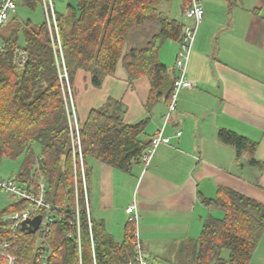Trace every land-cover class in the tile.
<instances>
[{"label": "trees", "instance_id": "16d2710c", "mask_svg": "<svg viewBox=\"0 0 264 264\" xmlns=\"http://www.w3.org/2000/svg\"><path fill=\"white\" fill-rule=\"evenodd\" d=\"M163 1L77 0L76 5L68 3L64 12L57 11L55 3L60 47L49 27L43 0H17L18 6L34 9L41 4L45 13L43 22L22 21L14 14L1 29L5 48L0 51V165L5 156L15 160L22 156L19 172L12 173V177L29 185L37 183L42 175L47 201L61 207V215L53 225L49 264H129L134 254L136 237L132 221L125 228L123 240L117 241L92 218L93 255L82 168L78 151L75 153L73 148L72 113L60 77L61 59L63 55L72 89L79 70L90 71L92 85L99 88L106 76L113 75L123 62L130 80L149 77L148 109L161 97L169 103L174 80L170 81L159 50L166 40H180L185 23L164 17ZM189 2L184 0V10ZM154 22L160 25V30L144 46L130 48L132 31ZM16 48L27 54L23 65L15 60ZM126 110L122 100L108 98L101 106L92 108L80 125L87 192L90 159L129 171L134 163L143 162V154L152 145V139L144 137L148 119L127 123ZM218 138L234 146L238 158L253 153L258 146L229 129H220ZM36 144L39 153L35 152ZM251 162L259 164L254 158ZM77 201L80 250L77 227L72 224ZM204 202L223 208L225 215L210 216L205 221L195 264H249L264 233V204L230 187H220L216 197L205 198ZM29 205L21 201L0 212V241L10 234L4 216ZM68 231L73 236L67 237ZM39 238V232L18 231L16 244L21 264H31ZM225 250L228 257L224 256Z\"/></svg>", "mask_w": 264, "mask_h": 264}, {"label": "crops", "instance_id": "0c3cea01", "mask_svg": "<svg viewBox=\"0 0 264 264\" xmlns=\"http://www.w3.org/2000/svg\"><path fill=\"white\" fill-rule=\"evenodd\" d=\"M200 1L205 18L187 70L196 86L179 93L164 132L170 143L159 145L147 165L136 162L129 171L89 160L92 218L104 232L122 241L130 221L126 208L136 202L144 254L153 264H195L205 221L225 215L223 208L204 202L216 197L220 187H230L264 204V0L252 1L244 7L247 12L241 13V0H227L226 6L219 4L218 11L217 0ZM183 2H162V15L185 23ZM68 3L76 5L77 1ZM159 30L155 22L133 30L130 48L144 46ZM179 47V40L169 39L159 50L170 81L178 74ZM91 80V72L81 69L73 84L80 125L92 108L108 98L125 103L127 123L148 119L146 139L151 140L164 124L165 98L147 107L148 76L130 80L120 62L101 87H94ZM223 128L257 142L256 150L238 158L234 146L219 140ZM177 131L182 132L180 136ZM252 158L259 164L252 163ZM249 264H264V233Z\"/></svg>", "mask_w": 264, "mask_h": 264}, {"label": "built area", "instance_id": "2783aa9c", "mask_svg": "<svg viewBox=\"0 0 264 264\" xmlns=\"http://www.w3.org/2000/svg\"><path fill=\"white\" fill-rule=\"evenodd\" d=\"M44 9L46 12L47 21L54 33L60 47V39L56 18L55 2L54 0H43ZM18 8L17 0H0V51L5 48V42L1 38V29L6 24L8 19L16 14ZM184 16L186 22L180 38V47L176 58V67L178 74L174 78L172 96L168 103L167 110L165 112L164 124L155 132L152 138V145L143 154V162L147 165L157 147L161 144H169L170 137L165 136V128L171 116L177 108L179 93L185 89H192L196 86V82L189 79L187 76L188 64L194 48L197 33L200 25L205 18V11L200 0H190L187 8L184 10ZM62 55V51H61ZM27 58L26 52L20 48H16L15 60L19 65H23ZM62 68L60 70V77L63 82L64 88H66L71 106V124H72V136H73V148L78 151L80 164L82 168V176L85 185V197L86 206L89 220L90 238L92 243L93 255L95 257L94 237L92 229V215L91 207L86 188V176L84 173V163L82 146L80 140V124L76 114V108L74 104V98L72 88L68 76L67 67L62 55L61 59ZM181 131H177V135H181ZM0 191H3L8 196L13 197L17 202L27 201L29 206L27 208L14 211L6 214L4 220L7 221V228L10 232L9 237L0 241V264H21L20 256L17 253V237L18 231L22 229V222L28 218H33L36 215H41V221L36 232H39L40 238L38 246L33 254L31 264H49L53 247L51 244V236L53 231V225L57 218L61 215L60 205L52 204L46 199L47 186L43 180V176L37 180V183L32 182L29 185L19 182L15 177L0 178ZM126 212L130 215V221L135 224V243L134 254L129 261V264H153L144 254L143 243L139 235V213L136 202L132 203L126 208ZM73 225L77 227V240L79 250L81 249V230H80V205L77 201L76 211L73 215ZM24 231V230H23ZM67 237L73 236V232H66ZM96 264V263H95Z\"/></svg>", "mask_w": 264, "mask_h": 264}, {"label": "rangeland", "instance_id": "374dc122", "mask_svg": "<svg viewBox=\"0 0 264 264\" xmlns=\"http://www.w3.org/2000/svg\"><path fill=\"white\" fill-rule=\"evenodd\" d=\"M77 1V0H76ZM177 0H173V2L175 3ZM252 1L254 0H241L240 3L238 4V12L241 13L243 12H247L244 7H249L250 3H252ZM166 1H163V4ZM56 3V8L57 11L59 12H64L67 9V5H68V0H55ZM216 10L218 11L219 9V4H227V0H217L216 1ZM224 7V6H223ZM243 8V9H242ZM63 9V10H62ZM261 12H264V6L261 9ZM17 16L19 19H21L22 21L25 20H31L34 23H41L45 20V13L43 10V6L41 4H38L37 7L34 8H30L26 5H22L20 4L17 8ZM25 42V38L23 33L20 35V43L23 44ZM72 93H73V89H72ZM71 108V106H70ZM40 148L39 146L36 144L35 145V152L39 153ZM23 161V157L20 156L17 160L15 159H11L9 157H4L2 159L1 165H0V177L1 178H7V177H11L12 173H18L19 169L21 167V163ZM15 203H17V201L13 198L8 196L6 193H4L3 191H0V212L6 211L8 208L12 207ZM228 250L224 251V256L228 257ZM228 264V263H227Z\"/></svg>", "mask_w": 264, "mask_h": 264}, {"label": "water", "instance_id": "95a60500", "mask_svg": "<svg viewBox=\"0 0 264 264\" xmlns=\"http://www.w3.org/2000/svg\"><path fill=\"white\" fill-rule=\"evenodd\" d=\"M41 215H36L33 218H28L22 222V230L28 233H35L39 227Z\"/></svg>", "mask_w": 264, "mask_h": 264}]
</instances>
